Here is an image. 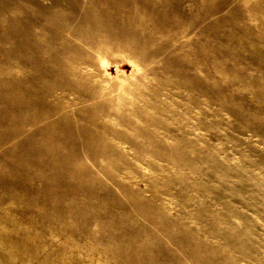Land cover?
<instances>
[{"label": "rangeland", "instance_id": "374dc122", "mask_svg": "<svg viewBox=\"0 0 264 264\" xmlns=\"http://www.w3.org/2000/svg\"><path fill=\"white\" fill-rule=\"evenodd\" d=\"M0 264H264V0H0Z\"/></svg>", "mask_w": 264, "mask_h": 264}]
</instances>
